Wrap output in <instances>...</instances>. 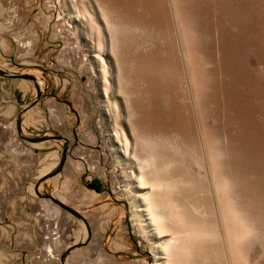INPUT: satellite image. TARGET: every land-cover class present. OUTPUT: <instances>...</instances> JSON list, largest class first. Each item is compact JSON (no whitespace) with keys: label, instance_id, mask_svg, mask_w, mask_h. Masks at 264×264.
Wrapping results in <instances>:
<instances>
[{"label":"rangeland","instance_id":"obj_1","mask_svg":"<svg viewBox=\"0 0 264 264\" xmlns=\"http://www.w3.org/2000/svg\"><path fill=\"white\" fill-rule=\"evenodd\" d=\"M0 67L56 94L24 134L75 128L40 184L89 221L67 264H264V0H0ZM35 96L0 75L1 264H61L86 236L33 190L62 152L17 133Z\"/></svg>","mask_w":264,"mask_h":264},{"label":"water","instance_id":"obj_2","mask_svg":"<svg viewBox=\"0 0 264 264\" xmlns=\"http://www.w3.org/2000/svg\"><path fill=\"white\" fill-rule=\"evenodd\" d=\"M0 75L6 76V77L24 78V79L32 81L33 84L35 85V89H36L35 98L33 100H31L29 103H27L22 109H19L17 114H16L15 126H16V130H17L18 135L21 138H23L29 142H38V141H42V140L56 139L62 143V152H61L60 159H59L57 165L53 169L41 174L37 178V180L33 184V190L38 196L45 197V198L49 199L50 201H53L54 203H56L57 205H59L60 207L65 209L66 211L73 214L75 217L80 219L85 225V228H86L85 238L83 240L73 242L72 244L67 246L60 254L61 264H67L66 258L68 256V254L73 249L86 244L87 241L90 239L91 228L89 225V221L87 220V217L81 211H79L77 208L73 207L72 205L68 204L64 200L60 199L53 192H42L40 190V184L43 183L47 178L61 173L63 166H64V163L66 161L67 155H69L71 153V148L74 146V144H76V140L72 144H69V139L65 135H62V134L52 133V134H42V135H36V136L24 134L23 130H22V116H23L24 112L27 109H29L31 106H33L38 101V99L40 97L44 96V94L41 92V88L38 84V80H37L36 75H34L32 73L16 72V71L7 70V69L0 67ZM52 94L56 95L54 93H52ZM118 202L125 204V201H123V200H118ZM148 261H149V264H151V258L150 257H148Z\"/></svg>","mask_w":264,"mask_h":264},{"label":"crops","instance_id":"obj_3","mask_svg":"<svg viewBox=\"0 0 264 264\" xmlns=\"http://www.w3.org/2000/svg\"><path fill=\"white\" fill-rule=\"evenodd\" d=\"M15 108H16V106L14 105V103H12V102H10V103H8L7 105H5V110L6 111H8L9 110V114L11 115L12 113H13V111L15 110ZM51 169V167H49L48 169H46L45 171H43L41 174H43V173H45V172H47V171H49ZM40 174V175H41ZM39 175V176H40ZM38 176V177H39ZM59 186H57V188H58ZM112 196H113V194H112ZM124 201V200H123ZM125 203H126V201H125ZM141 251V253H139V255L137 256L136 254H134L133 255V257L132 258H146V260H147V264H149V261H148V255H149V253L148 252H145V253H147V255L145 256L143 253H144V251L143 250H140ZM1 264V263H0Z\"/></svg>","mask_w":264,"mask_h":264},{"label":"flooded vegetation","instance_id":"obj_4","mask_svg":"<svg viewBox=\"0 0 264 264\" xmlns=\"http://www.w3.org/2000/svg\"><path fill=\"white\" fill-rule=\"evenodd\" d=\"M42 92V91H41ZM43 94H44V96L45 95H53L52 93H54V92H51V93H48V92H46V91H44V92H42ZM55 94V93H54ZM43 97V96H42ZM41 98V97H40ZM39 100V99H38ZM72 132H73V135H74V137H75V140H77V136H76V133H75V128H72ZM70 144V143H69ZM75 145V144H74ZM71 151H72V148H71ZM95 181V180H94ZM90 186H91V188H94V189H96V190H101L102 189V186H100V185H98V183L95 181V182H92L91 184H90ZM109 192L111 193V195H112V192H111V190H109Z\"/></svg>","mask_w":264,"mask_h":264}]
</instances>
